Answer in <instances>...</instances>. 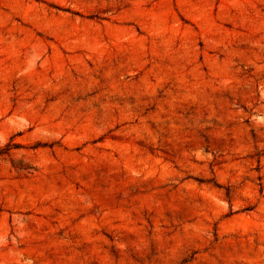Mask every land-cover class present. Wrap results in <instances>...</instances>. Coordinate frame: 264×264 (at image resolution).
Segmentation results:
<instances>
[{"label": "rangeland", "instance_id": "1", "mask_svg": "<svg viewBox=\"0 0 264 264\" xmlns=\"http://www.w3.org/2000/svg\"><path fill=\"white\" fill-rule=\"evenodd\" d=\"M0 264H264V0H0Z\"/></svg>", "mask_w": 264, "mask_h": 264}]
</instances>
